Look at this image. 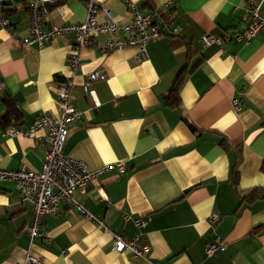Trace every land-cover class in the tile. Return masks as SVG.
<instances>
[{"label": "crops", "instance_id": "crops-1", "mask_svg": "<svg viewBox=\"0 0 264 264\" xmlns=\"http://www.w3.org/2000/svg\"><path fill=\"white\" fill-rule=\"evenodd\" d=\"M85 1L48 5L45 28L81 23ZM130 1L143 12L160 11L170 2L171 25L147 43L140 62L134 47L103 56L106 35L93 36L81 49L71 91L81 119L68 126L62 151L91 170L123 163V174L108 170L97 187L74 193L106 229L61 201L55 214L39 218L43 237L32 244V253L39 264H264V32L248 42L232 38L207 47L200 42L204 35L240 33L249 5L259 4L264 19V0ZM26 2L5 5L8 31L0 27V96L17 107L12 124L0 127V169L38 173L45 131L29 138L8 130L24 129L44 112L58 115L56 90L70 78L73 41L54 37L40 48L19 45L28 34ZM100 4L118 21L131 18L124 0ZM187 45L188 73L179 87V108L172 109L163 95L187 62ZM91 72L104 79L84 92ZM232 99L240 101L239 111ZM134 219L145 223L138 230L143 258L111 246L113 234L132 237ZM33 220L32 206L21 200L16 184L0 182V264L24 258L25 228ZM213 242L224 250L207 255Z\"/></svg>", "mask_w": 264, "mask_h": 264}, {"label": "built area", "instance_id": "built-area-1", "mask_svg": "<svg viewBox=\"0 0 264 264\" xmlns=\"http://www.w3.org/2000/svg\"><path fill=\"white\" fill-rule=\"evenodd\" d=\"M12 0H0V27L6 29L7 22L3 9L6 3ZM57 0H27L28 34L25 38L17 40L19 45L28 47L35 45L44 46L54 37L70 38L73 43L67 55L70 78L66 79L56 90L58 115L41 113L24 129L12 127L8 134L34 138L38 131H45L44 157L41 170L38 173L24 168L16 170L0 169V182H14L20 192L22 201L28 202L33 209L34 220L26 226L29 246L24 258L17 264H39L37 256L32 253L31 246L43 237L39 218L43 215H53L58 210L61 201L66 202L73 210L92 221L97 227L106 229L103 221L95 219L84 207L74 199L76 191L85 192L89 186L97 187V179L108 170L115 169L119 174L125 172L123 163L117 162L97 170L88 169L80 160L63 155V146L67 137L68 126L80 121V112L72 102L71 91L74 87L73 75L79 70V54L82 48L89 45L95 35H106L108 40L101 49L102 55L114 50L134 47L137 50L135 59L141 61L140 55L150 40L162 37V31L168 30L171 22L166 11L170 2H166L160 11L143 12L137 9L130 0H124L131 13L128 22L118 21L115 15L100 4V0H86L85 17L81 23L54 25L49 28L44 26V16L47 6ZM236 10V8H234ZM104 20H98V15ZM247 22L240 33L232 37L216 38L210 35L201 37L203 46L220 45L223 41L231 40L248 42L257 33L264 32V19L259 15V4L249 5L244 13ZM175 32L172 31L171 35ZM104 79V75L91 72L86 75L83 83V91L87 92L94 82ZM233 110L239 111L241 103L238 99L231 100ZM103 195L100 194V198ZM103 198V197H102ZM125 219L129 216L125 215ZM216 217L211 221L215 222ZM133 224L136 232L130 238L120 234H113L111 240L112 249L118 253L127 252L132 258H143L146 247L139 244L140 232L138 231L145 223L142 219H134ZM224 245L219 242L209 243L206 254L211 255L216 251H223Z\"/></svg>", "mask_w": 264, "mask_h": 264}, {"label": "trees", "instance_id": "trees-1", "mask_svg": "<svg viewBox=\"0 0 264 264\" xmlns=\"http://www.w3.org/2000/svg\"><path fill=\"white\" fill-rule=\"evenodd\" d=\"M8 3H6L7 5ZM3 12L5 10L3 9ZM187 62L185 65L179 70L178 75L171 86V88L163 95V101L165 105L172 109L179 108L180 105V98H179V87L181 81L183 80L184 76L188 73V60L190 59L189 56V46L187 45ZM0 103L3 106L2 111H0V127L2 129L9 127L12 124L13 118L11 117V113L13 111H17V107L14 105L12 99L8 96L1 95L0 96ZM191 126V125H189ZM192 129H194L191 126Z\"/></svg>", "mask_w": 264, "mask_h": 264}]
</instances>
